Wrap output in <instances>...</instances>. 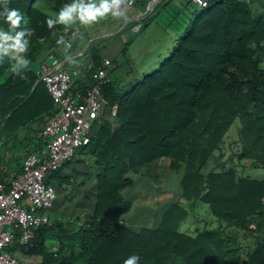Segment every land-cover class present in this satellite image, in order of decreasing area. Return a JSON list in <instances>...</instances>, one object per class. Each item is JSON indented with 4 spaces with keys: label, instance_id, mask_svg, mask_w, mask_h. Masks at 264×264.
<instances>
[{
    "label": "trees",
    "instance_id": "1",
    "mask_svg": "<svg viewBox=\"0 0 264 264\" xmlns=\"http://www.w3.org/2000/svg\"><path fill=\"white\" fill-rule=\"evenodd\" d=\"M174 1L160 3L170 16L147 35L151 41L142 47L140 62L127 56L133 38L122 57L112 59L111 81L103 89L107 104L90 143L80 150L93 156L89 164L98 170L93 210L78 217L74 228L61 221L39 228L32 244L20 249L27 257H41L34 264H123L130 255L140 256L139 264H264V178L245 176L226 161L203 172L237 119L238 161L264 168V16L248 0H209L206 8L179 0L171 8ZM33 2L9 4L24 15L22 27L33 35L26 78L12 73L7 58L0 62L3 181L20 175L28 152L41 145L45 121L57 112L35 62L42 49L59 45L64 26L49 29L52 16ZM0 28L8 30L3 18ZM90 50L92 66L73 84L74 92L86 94L94 84L92 72L103 58L99 48ZM114 104L118 112L111 117ZM23 129L27 133L20 136ZM155 160L181 174V195L156 225L127 224L124 217L134 203L124 191L136 185L129 173ZM50 180L59 186L71 181L60 169ZM203 203L218 225L195 234L181 231V222ZM240 232L252 237V247H240ZM48 239L57 245L48 246ZM17 248L14 243L9 250Z\"/></svg>",
    "mask_w": 264,
    "mask_h": 264
},
{
    "label": "built area",
    "instance_id": "2",
    "mask_svg": "<svg viewBox=\"0 0 264 264\" xmlns=\"http://www.w3.org/2000/svg\"><path fill=\"white\" fill-rule=\"evenodd\" d=\"M138 1L129 0L127 7ZM194 1L202 8L209 6V0ZM79 31L75 25L60 32L57 41L63 43L59 45L69 42ZM112 66V59H103L92 72L94 84L86 94L73 90L74 76L78 73L47 63L38 68L37 75L46 84L57 112L45 121L43 145L39 151L27 154L20 175L9 181L0 179V264H34L15 256L9 248L14 243L19 249L27 248L39 228L56 224L52 215L56 183L50 177L90 143L94 123L107 104L103 89L111 81ZM109 112L115 117L118 105L114 104Z\"/></svg>",
    "mask_w": 264,
    "mask_h": 264
},
{
    "label": "rangeland",
    "instance_id": "3",
    "mask_svg": "<svg viewBox=\"0 0 264 264\" xmlns=\"http://www.w3.org/2000/svg\"><path fill=\"white\" fill-rule=\"evenodd\" d=\"M253 3L254 5L261 6L258 4L259 0H254ZM0 30L5 29L1 28ZM151 30H153V28L148 29V31L140 32L139 34L126 32L128 37L124 39L125 42L131 37L133 38L129 45L127 55L131 57V61L137 63L141 61L140 53L142 47L151 41L147 36L145 37V35L151 34L153 32ZM115 48L117 47H110L107 50V53H112ZM119 57H122V54H120ZM35 65L39 66V62ZM262 66L264 67V57L262 60ZM70 71L74 72L72 69H70ZM88 71L89 70H86L84 72L85 76H87ZM4 80L5 75H0V83L4 82ZM240 126L241 123L239 119H237L228 132L225 144L223 145V151L220 152L223 153V159L227 161L229 165L234 163L233 160L237 158L236 153L241 147L239 142ZM218 153L216 152L210 161L204 166V173H208L214 168L216 161L213 159L215 157L217 158ZM93 159V156L87 155L85 152H79L60 168L61 174L69 175L68 177H72L73 179L70 181L69 186L56 185L57 197L54 205V221H61L64 224L70 225V228H74L79 215H82L85 211L88 212L93 210L96 191V177L94 175L96 172L94 171L97 170L94 166L89 164ZM238 163L242 165H245L246 163L250 164L244 167L240 172L241 174L259 179L264 178L263 167H254L247 159L241 160ZM151 165V167L139 169L140 171L137 168L139 172L131 170L129 176L136 179L137 183L135 187L127 188V190L124 191L127 196L133 191L136 192L135 196H137V198L134 202V214L131 219L137 220L136 222H138V225L136 226L139 227L156 225V222L162 218L165 210L168 208L169 202L174 199L176 200L178 196L181 195V182L178 181V178L181 180V174L167 168L165 161L162 160H155ZM138 177H143L148 183L146 180H143V178L140 180ZM144 205L150 209L148 210V214H150L149 221H146V213L143 208ZM84 216L85 215L83 214L82 218ZM198 219L201 220L197 221ZM140 222H143V224ZM217 225L218 224L210 212L209 207L203 203L197 207V212H192L181 222L179 229L190 234H195L196 231L203 229L205 226L215 227ZM251 240L252 237L247 238L244 236L243 232H240L239 245L243 250L247 249V247L253 246V244L250 243ZM47 244L48 246H54L57 245V242L54 239H48ZM21 252L22 250L17 248L15 251H12V254L15 256H19L20 254V256H24L26 259H33L31 256L29 258L26 257V255Z\"/></svg>",
    "mask_w": 264,
    "mask_h": 264
},
{
    "label": "crops",
    "instance_id": "4",
    "mask_svg": "<svg viewBox=\"0 0 264 264\" xmlns=\"http://www.w3.org/2000/svg\"><path fill=\"white\" fill-rule=\"evenodd\" d=\"M61 1L63 2V4L57 5L56 0H34L33 5L40 8L44 12L48 13L50 16L54 17L55 14L59 11V9L64 5V3L65 4L71 3V0H61ZM162 1L163 0H139L134 6L126 7L125 13L121 17L108 16L107 18L100 20L98 23H95V24L87 26V27L82 26L79 23L75 24V25H78L80 31L75 36H73L72 39L67 43H64L62 45H57L56 47H53V48L46 47V48L42 49L39 53V56H38L36 62H35V64L36 63L38 64V62H39V66L35 65V68L37 69L40 67L41 64L47 63L53 67L64 68L68 71H70V69H72L74 72L78 73L76 75L74 74L75 76H74V83L73 84H75V82L79 78H83L85 76L84 72L86 70H89L92 66V57H91L92 51L90 49L93 46L99 48L100 55L102 56L103 59L104 58H110V59L120 58L119 56H120V54H122L123 49H124L125 44H126L124 39L126 37H128L126 35V32L127 33H133V34H139L140 32L148 31V29H150V28H153V30H151L153 32L158 31L160 29L161 25L164 23V21L170 16L169 7H167V9L160 7V3ZM248 1L252 4V6L254 7L256 12L261 13L264 16V0H259L258 4H260L261 6L254 5V3H253L254 0H248ZM178 3H179V0H175L172 3L171 8L176 7V5ZM150 16H154L153 19H150ZM148 22H149V24H147ZM75 25H71L67 28H65V26H64V28L62 30H60L58 33L62 32L65 29L72 28ZM146 25H148V26H146ZM147 35L148 34H146L145 37ZM131 39H132V37L130 39H128V41ZM115 46L117 48H115L112 53H107V50L110 47H115ZM74 72H72V73H74ZM26 133H27L26 130L23 129L20 132V136H23ZM41 140H42L41 145L38 147V149L32 150V151H39L40 150V148L43 145V138ZM31 145L33 146L34 143H32ZM32 151H30V152H32ZM30 152H28V153H30ZM218 152L219 151H217V153ZM219 154H220V152L218 153V155ZM223 157H224V155L222 157L217 156V158L215 157L213 159L214 161H216V164L214 167L219 166L222 162L225 161L223 159ZM233 161H234L233 164L238 167L240 172L244 169V167L250 165L249 163H246L245 165L239 164L238 163L239 161L237 158H235ZM153 162L146 164L144 166L138 167V170L141 168L145 169V168L151 167L152 166L151 164ZM226 163H227V165H229L227 161H226ZM233 164H230V165H233ZM138 170H137V168L134 169V171H138ZM94 172L97 173L98 170H96ZM96 173H94V175ZM66 176H69V175H66ZM142 178L143 177H138V179H140V180ZM70 179L72 180L73 178L70 177ZM134 180L137 183V180L136 179H134ZM143 180H146V179L143 178ZM178 181L180 182L181 180L178 178ZM147 183H148V181H147ZM65 185L69 186V184H65ZM150 187H151V185H150ZM135 195H136V192H134V191L131 194H129V198L133 200V203L136 201V198H137V196H135ZM174 200H172V201H174ZM171 202H169V204ZM200 205L201 204L196 205L194 212H197V207H199ZM134 206H133V209L124 217V221L127 224L136 226V225H138L137 224L138 222H136L137 220L131 219L133 214H134V212H133ZM143 208H144V212L146 213L145 214L146 215V221H149L150 214H148V210H150V209H149V207H147L145 205ZM91 212H92L91 210L88 212L85 211L83 214L86 215V214L91 213ZM52 215L54 216V210H53ZM82 215H79L78 217L82 218ZM160 220H161V218L156 223H158ZM200 220L201 219H198L197 221H200ZM77 221L80 222L79 219H77ZM77 221H76V223H77ZM140 223L143 224V222H140ZM19 256H20V254H19ZM20 257L24 260H27V261H30L33 263H35L41 259V257L38 255L31 256L33 259H26L24 256L23 257L20 256Z\"/></svg>",
    "mask_w": 264,
    "mask_h": 264
},
{
    "label": "clouds",
    "instance_id": "5",
    "mask_svg": "<svg viewBox=\"0 0 264 264\" xmlns=\"http://www.w3.org/2000/svg\"><path fill=\"white\" fill-rule=\"evenodd\" d=\"M10 0H0V18L8 25V30H0V62L5 58L11 61V71L14 75L26 78L25 70L30 64L27 51L33 30L22 27L27 21L19 9L9 7ZM129 0H71L64 4L55 14L49 17L46 23L49 29L56 25L65 28L79 23L82 26H90L100 20L124 15ZM63 43V41H59ZM141 257L130 255L123 264H139Z\"/></svg>",
    "mask_w": 264,
    "mask_h": 264
}]
</instances>
